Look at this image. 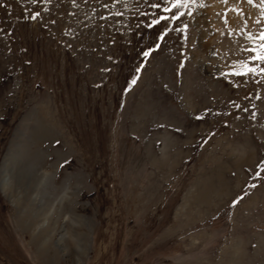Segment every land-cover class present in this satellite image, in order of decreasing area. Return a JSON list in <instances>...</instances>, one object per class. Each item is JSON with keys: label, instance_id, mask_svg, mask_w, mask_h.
<instances>
[{"label": "rangeland", "instance_id": "374dc122", "mask_svg": "<svg viewBox=\"0 0 264 264\" xmlns=\"http://www.w3.org/2000/svg\"><path fill=\"white\" fill-rule=\"evenodd\" d=\"M262 34L264 0H0V264H264Z\"/></svg>", "mask_w": 264, "mask_h": 264}, {"label": "snow or ice", "instance_id": "6c2138e0", "mask_svg": "<svg viewBox=\"0 0 264 264\" xmlns=\"http://www.w3.org/2000/svg\"><path fill=\"white\" fill-rule=\"evenodd\" d=\"M171 3L173 8H179L182 6L183 0H171ZM169 10L170 9H165V11H169ZM181 15H183V13H181ZM174 18H178V17H174ZM154 23H159V21H155ZM261 39H264V34L261 35ZM252 51H256V49H253ZM145 55H148V53H145ZM254 59L264 61V45H261V51L256 57H254ZM254 71L255 69L248 68V72H254ZM236 74L240 75L241 73H236ZM133 83H135V81H133Z\"/></svg>", "mask_w": 264, "mask_h": 264}, {"label": "bare ground", "instance_id": "6f19581e", "mask_svg": "<svg viewBox=\"0 0 264 264\" xmlns=\"http://www.w3.org/2000/svg\"><path fill=\"white\" fill-rule=\"evenodd\" d=\"M12 184H13V181H12V176L10 174L9 171L6 172V174L4 175V185L7 189H11L12 187ZM42 186V185H41ZM11 191V190H10ZM13 191V190H12Z\"/></svg>", "mask_w": 264, "mask_h": 264}]
</instances>
